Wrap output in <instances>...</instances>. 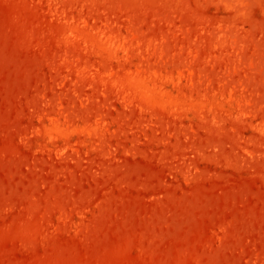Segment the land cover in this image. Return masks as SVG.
Returning a JSON list of instances; mask_svg holds the SVG:
<instances>
[{"label": "rangeland", "instance_id": "rangeland-1", "mask_svg": "<svg viewBox=\"0 0 264 264\" xmlns=\"http://www.w3.org/2000/svg\"><path fill=\"white\" fill-rule=\"evenodd\" d=\"M0 264H264V0H0Z\"/></svg>", "mask_w": 264, "mask_h": 264}]
</instances>
